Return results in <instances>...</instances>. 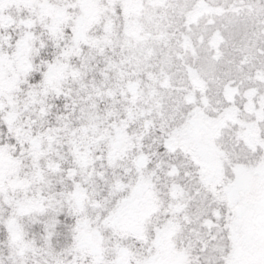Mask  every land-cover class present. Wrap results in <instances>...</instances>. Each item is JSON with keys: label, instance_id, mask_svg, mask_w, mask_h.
I'll return each mask as SVG.
<instances>
[{"label": "snow or ice", "instance_id": "6c2138e0", "mask_svg": "<svg viewBox=\"0 0 264 264\" xmlns=\"http://www.w3.org/2000/svg\"><path fill=\"white\" fill-rule=\"evenodd\" d=\"M0 264H264V0H0Z\"/></svg>", "mask_w": 264, "mask_h": 264}]
</instances>
